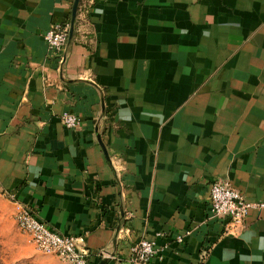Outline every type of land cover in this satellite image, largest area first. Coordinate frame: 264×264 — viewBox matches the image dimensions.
<instances>
[{
    "label": "crops",
    "instance_id": "crops-1",
    "mask_svg": "<svg viewBox=\"0 0 264 264\" xmlns=\"http://www.w3.org/2000/svg\"><path fill=\"white\" fill-rule=\"evenodd\" d=\"M72 2L0 0V193L88 264L143 237L148 264H264V210L224 234L209 201L215 179L264 200V0H80L60 60Z\"/></svg>",
    "mask_w": 264,
    "mask_h": 264
},
{
    "label": "built area",
    "instance_id": "built-area-1",
    "mask_svg": "<svg viewBox=\"0 0 264 264\" xmlns=\"http://www.w3.org/2000/svg\"><path fill=\"white\" fill-rule=\"evenodd\" d=\"M84 4L90 6L93 0H83ZM80 4V1H79ZM78 4V7H79ZM77 7V8H78ZM70 22L53 23L44 34V40L48 49L62 59V51L67 44ZM62 124L71 130L81 125V118L71 112H63L60 116ZM14 206V220L18 229L28 235L30 241L43 253L58 256L65 264H88L89 251L84 246L81 236L64 235L48 226L27 204L15 199L14 194L4 193ZM209 201L211 205V216L224 222V234H235L244 225V219L248 209L256 207L264 210V200L250 202L235 189L230 182L215 179L209 187ZM176 241L181 242L183 234L176 236ZM157 254L154 240L141 238L130 247L126 264H148ZM102 257H108L106 251H101Z\"/></svg>",
    "mask_w": 264,
    "mask_h": 264
},
{
    "label": "rangeland",
    "instance_id": "rangeland-1",
    "mask_svg": "<svg viewBox=\"0 0 264 264\" xmlns=\"http://www.w3.org/2000/svg\"><path fill=\"white\" fill-rule=\"evenodd\" d=\"M0 264H64L54 254L40 252L14 220V206L0 193Z\"/></svg>",
    "mask_w": 264,
    "mask_h": 264
},
{
    "label": "water",
    "instance_id": "water-1",
    "mask_svg": "<svg viewBox=\"0 0 264 264\" xmlns=\"http://www.w3.org/2000/svg\"><path fill=\"white\" fill-rule=\"evenodd\" d=\"M79 1L80 0H73V2H72L71 16H70V27H69V30H68L67 42L71 39L72 34H73L74 22H75V17H76V12H77V7H78V4H79ZM98 264H105V260H101Z\"/></svg>",
    "mask_w": 264,
    "mask_h": 264
},
{
    "label": "trees",
    "instance_id": "trees-1",
    "mask_svg": "<svg viewBox=\"0 0 264 264\" xmlns=\"http://www.w3.org/2000/svg\"><path fill=\"white\" fill-rule=\"evenodd\" d=\"M82 2V1H81ZM81 2H80V4H81Z\"/></svg>",
    "mask_w": 264,
    "mask_h": 264
}]
</instances>
